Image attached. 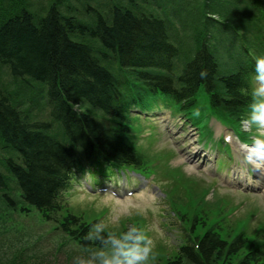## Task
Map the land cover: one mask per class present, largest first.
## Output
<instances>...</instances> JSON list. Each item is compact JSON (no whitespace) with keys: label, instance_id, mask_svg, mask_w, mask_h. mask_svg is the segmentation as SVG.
Wrapping results in <instances>:
<instances>
[{"label":"trees","instance_id":"1","mask_svg":"<svg viewBox=\"0 0 264 264\" xmlns=\"http://www.w3.org/2000/svg\"><path fill=\"white\" fill-rule=\"evenodd\" d=\"M7 1L0 4V65H5L11 75L27 76L47 85L49 120L54 125L20 109L9 90L0 86V143L6 152L0 160V201L21 215L35 209L79 250L100 253L114 234L107 229L97 230L95 219L85 220L75 213L63 192L86 169L104 173L106 165L143 164L144 156L132 141L136 120L132 110L149 107L161 96L174 99L187 112L203 87L210 107L238 122L252 103V57L264 51V0H239L244 7L232 14L223 9L226 15L219 13L218 21L210 15L217 12H213L212 3L219 0H201L195 10L197 24L193 33L197 34L190 35L188 42L198 40L196 36L204 42L196 44L193 40L199 49L190 62L183 63L177 77L171 75V59L179 50L159 29H169L170 17L144 12L143 4L137 1L89 0L104 11L98 15L102 23L95 30L83 28L72 16H57L58 4L63 0H52L57 6L47 3L41 13L37 12L39 8L31 10L26 0ZM164 1L166 7L179 10L182 0L176 5ZM226 2L231 5L232 0L220 1ZM103 20L112 21L111 25ZM218 23L222 30L234 33L246 44V58L235 56L240 61L238 71L215 73L212 62L204 56H213L209 45L204 44V29L217 28ZM77 31L82 41L73 38ZM97 43L103 47L101 56L91 54ZM108 53L117 64L116 74L110 71L112 62L105 63L108 67L103 65ZM150 67L166 72L148 70ZM124 68L128 69L127 75ZM201 69L207 70L206 76H200ZM203 80L204 85L198 83ZM147 87L151 94H144ZM91 108L113 118L111 136L105 135ZM68 109L79 116L67 114ZM191 211H178L182 219L188 220L191 234H184V240L175 247L172 264H264L259 247L243 232L222 237L216 229L203 227V208ZM124 233L127 234L119 237L126 243L123 248L143 247L145 241L137 237L136 230ZM99 259L103 258L99 255Z\"/></svg>","mask_w":264,"mask_h":264},{"label":"rangeland","instance_id":"2","mask_svg":"<svg viewBox=\"0 0 264 264\" xmlns=\"http://www.w3.org/2000/svg\"><path fill=\"white\" fill-rule=\"evenodd\" d=\"M88 1L85 2L92 5L90 3L92 0ZM178 1L180 0H169L174 5ZM220 1L224 0L212 3L213 12L214 10L217 11L213 14L215 16L219 13L226 15V10L223 9H227L232 14L237 8L244 7V4L240 3L239 0H232L231 5L227 2L220 3ZM26 2L31 8L36 9L48 3L45 0H26ZM180 2L179 10H174L170 6L166 7L164 0H152L148 10L151 9L160 16L168 15L171 20L169 24L170 33L180 35L181 41L184 42V36L189 37L192 34V25L197 24L195 10L198 8L200 0H182ZM4 3L6 4L8 1L4 0ZM0 4H2V0ZM228 5L230 8L225 7ZM180 8L182 9L180 10ZM41 12L43 11L38 13ZM227 17H230V15L227 14ZM216 26L219 32L217 34L212 32L214 38L210 37L212 31L210 26L206 27L204 31L215 52L217 53L218 46L219 53L225 55V45L231 42L232 39L229 38V32L222 30L219 25ZM181 46L183 45L181 44ZM185 58L184 55L179 56L176 58V62ZM187 59L189 58L184 61H187ZM113 64L117 67L115 60H113ZM220 70V74L226 73L229 70L227 64L220 66ZM112 72L116 74V72ZM178 72L177 69L175 74ZM19 78L22 81L16 78L13 79L7 69L0 65V82L6 89L14 93L13 95L11 93L13 103L20 109L27 110L28 114L36 120L39 118H44L42 120L48 119L49 107L47 103L45 104L49 100L47 85L27 76ZM196 106L200 107V110L197 111L198 119L195 117L192 122L197 128L198 139L206 149L213 153V156L217 153V156L214 157L216 168H226L229 165V160L232 159V151L228 145L220 143V136L215 135L214 129L216 130L218 127L222 132L228 129L217 123H221V119L217 116L212 117L207 109L208 103L202 91L197 93ZM90 110L98 114L96 116L97 120L99 116L110 118L97 109L91 108ZM168 111L171 114H177L176 107L173 104H169ZM164 118L165 120L156 122L153 121L157 120L156 118L151 120L148 116L144 120L139 118L134 124L136 132H142L140 137H145L138 141L139 144L146 147L145 162L143 168L137 169L144 176H139L135 180L134 178L130 179L129 173H126L125 175L122 174L117 182L114 181V178L102 182L104 185H117L118 189H121L123 179L129 183L134 182L131 189L138 190L133 195H124L123 193H119L117 196L108 193L96 194L92 190L95 188L94 180H97V178H92L87 174L80 181L74 183L66 194V199L70 206L75 209V213L81 214L85 220L98 217L100 221H97V224L106 227L105 229H108L116 237H113L109 245L101 251L110 257L114 251V241L119 240L120 246L123 247L126 243H123V240L119 237L123 234L126 235L127 233L124 232L131 231L134 225H139L137 230L139 234H143L139 229L142 226L143 231L147 232V243L150 251H152V255L148 256L144 264H172L174 259L172 257L175 255L173 245L180 241L179 237L175 239L173 235L180 236V229L177 227L183 223L180 216L173 214V211H193L202 206H207L210 211L206 225L218 221L223 228L222 231L227 230L231 235H235L240 230L245 231L247 235H251L254 228L261 235L260 241L264 242V197L262 198L261 194L256 195L243 190L230 192L231 190L223 186L213 175L204 174L197 167L202 162L201 152H199L196 160L187 159L188 155H192L194 149L191 148L192 151L190 152L185 150L188 149L187 147H193V144L196 143L191 125L189 123L184 124L183 117L180 114H177L175 118L169 117L166 110ZM212 118L217 121H212L214 128L210 124ZM102 123L105 129L106 123L103 121ZM221 124L223 125V123ZM252 127L254 128L255 125H252ZM54 128L56 132H59L57 126H54ZM234 130L238 131L235 128ZM105 133L108 136L112 134L108 131H105ZM216 134L218 133L216 132ZM253 144H256V141ZM197 147L199 146L197 145ZM234 152L245 166L249 167V164L243 161L239 152L236 150ZM5 154L6 152L2 149L0 143V160ZM202 164L206 165L207 168L210 166L206 159L203 160ZM172 166L178 168L174 169ZM233 166V164L230 165V169ZM181 170L189 178L184 176ZM141 177H147L146 181L151 188L143 186L139 189L145 183V181H140ZM85 183L91 188H87L89 192L85 190ZM75 188L77 189L74 190ZM254 192L258 193L260 191ZM53 224L44 221L33 208L28 213L21 215L0 201V264H75L76 258L83 259L86 264H101L102 260L99 259L97 251L79 250L72 240L60 233L58 229H54ZM229 228H232V230L229 231ZM158 245L160 246L157 248ZM163 246H166V248H163ZM176 264L190 263L183 261Z\"/></svg>","mask_w":264,"mask_h":264},{"label":"bare ground","instance_id":"3","mask_svg":"<svg viewBox=\"0 0 264 264\" xmlns=\"http://www.w3.org/2000/svg\"><path fill=\"white\" fill-rule=\"evenodd\" d=\"M45 1L48 2L49 4L55 5L52 0H45ZM85 1H88V0H63V2H61V3L58 4L60 6V8H59L60 11L58 10L59 12H57V16H60L61 14L65 15V16H72L73 19L76 22H78L83 28H86V29L87 28H90L92 30L97 29V25L102 23L100 21L101 18H99L98 15L104 14L103 13L104 11L100 7L93 6V5H88V3L85 2ZM134 1H137L139 3V5L142 4V0H134ZM25 4H28V2H26ZM25 4H23V5H25ZM55 6H57V5H55ZM41 7L42 6H40L39 9L37 10L38 12H40ZM32 9H36V8L32 7L31 10ZM101 11H103V12H101ZM137 11L138 10H134V12H137ZM143 11L146 12L147 10H143ZM208 12H211V11L209 10ZM56 20L58 21L57 18H56ZM103 22L105 24L111 25V22L112 21L103 20ZM159 29H160L161 33L163 34V36L167 40L173 41L176 45H181V44H185L186 45V47H187V49L189 51V55L187 56V58H189V59H187V61H189V62L195 56V52H196L197 48L199 49L198 45H196V44H199V42H204V39L201 38L200 36H196V38H198V40L193 39L196 44L193 43V40L188 42V38L189 37H186V36H184L183 39L185 41L183 42V41H181V36L180 35L174 34V33H170V30L169 29L166 28V30H165V28L164 27H161V26H159ZM211 29H212V31L210 32V37H211V35L213 33L214 34H217L219 32V29H217V28L212 27ZM192 34L195 35V34H197V32L195 34L194 33H192ZM199 34H200V32H199ZM73 35L75 36V37L73 36V38L75 40H77V41H82L84 39L83 36H82V34L79 33V31H77ZM204 36L207 39V43L205 42L204 44L209 45V49L211 50V53L213 55V56H211L212 59H211V57H209L207 55H204V56L208 57L210 59V61L212 62V65H213V68H214V72L216 73V70L218 72H220L221 71L220 70V66H222L223 64H227V68L230 69V70H236V71H238L239 68H240L238 66V64L240 63V61H238L237 59L232 58V57L236 56V53L230 51V52H228V55H226V53H225V55L224 54L222 55V53H219L218 46H217V53H216L214 47L212 45H210V40H209L207 34L205 33V31H204ZM97 42H99V40ZM99 43H97L98 47L95 50H92L91 51V54H95L97 56H101V53L103 51V47ZM200 51H202V50H200ZM108 54H109L108 58L104 60V63L103 62L102 63H103V65H106L105 63L108 64V62H112V64L110 65V70H111V72L112 71L116 72V69H115L116 68V65L113 64L112 55L110 53H108ZM3 66L7 69V67L5 65H3ZM7 71H8V69H7ZM8 73H9V71H8ZM10 76L13 79L16 78V79H19V80H21L19 77H25V76L15 75V74H13V75L10 74ZM204 81L205 80L199 81L198 83H200V84L202 83L204 85L205 84ZM23 82L25 83V81H23ZM25 84H27V82ZM0 86H2V88L6 89L2 85V82H0ZM147 88L148 89L147 90L145 89L146 91L144 92V94H151L152 93L151 89L149 87H147ZM6 90H8V89H6ZM9 92H10V95H11V93H12V95L14 94L12 91H9ZM233 106H234V104H233ZM68 113H70V115L72 117H75V115L76 116H79V114L77 112L76 113H73L69 109L67 111V114ZM30 119H32V117H30ZM45 121H47L51 125L53 124V122L51 120H49V119H46ZM235 142H234V140H232L233 146H235L236 144L238 146V143L237 142L235 143ZM257 150L258 149H255V148H252V147L246 148V152H248L247 154H248L249 157H252V158L260 161V163H257L254 160H250L252 166L255 167L256 170H260L261 169V166L264 165V159H260L255 154L257 152ZM196 156H197V151L192 152V156H190L189 158H193V160H194L196 158ZM238 171H239V174L241 175V178H242L241 182L242 183H245L246 185H251V182L249 181V178L247 176H244L243 175V172L241 170H238ZM262 172L264 173V167H263V171ZM252 186H255V185H252ZM201 208H203V210H204L203 216H204L205 221H206L209 218L210 211L207 208V206H202ZM213 223H214V225H217V223L215 221Z\"/></svg>","mask_w":264,"mask_h":264},{"label":"clouds","instance_id":"4","mask_svg":"<svg viewBox=\"0 0 264 264\" xmlns=\"http://www.w3.org/2000/svg\"><path fill=\"white\" fill-rule=\"evenodd\" d=\"M254 69L255 85L251 90L252 103L250 104L248 122L250 125L264 128V55L254 57ZM199 74L204 77L207 70L201 69ZM256 145L258 150L255 154L260 159H264V149L260 148L261 145H264V139H257ZM96 227L99 230V225ZM113 249V254L110 257L104 252L98 253L103 258L101 264H144L150 251L147 246L123 248L120 246L119 240L114 241ZM75 264H86V262L81 258H76Z\"/></svg>","mask_w":264,"mask_h":264}]
</instances>
